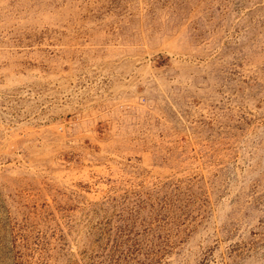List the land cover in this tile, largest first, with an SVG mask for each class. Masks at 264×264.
Masks as SVG:
<instances>
[{
	"label": "rangeland",
	"instance_id": "374dc122",
	"mask_svg": "<svg viewBox=\"0 0 264 264\" xmlns=\"http://www.w3.org/2000/svg\"><path fill=\"white\" fill-rule=\"evenodd\" d=\"M0 264H264V0H0Z\"/></svg>",
	"mask_w": 264,
	"mask_h": 264
}]
</instances>
